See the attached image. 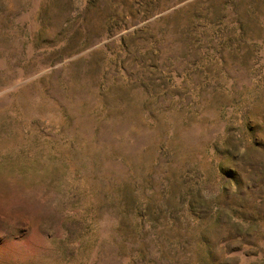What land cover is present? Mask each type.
Wrapping results in <instances>:
<instances>
[{
	"label": "rangeland",
	"instance_id": "obj_1",
	"mask_svg": "<svg viewBox=\"0 0 264 264\" xmlns=\"http://www.w3.org/2000/svg\"><path fill=\"white\" fill-rule=\"evenodd\" d=\"M0 264H264V0H0Z\"/></svg>",
	"mask_w": 264,
	"mask_h": 264
}]
</instances>
